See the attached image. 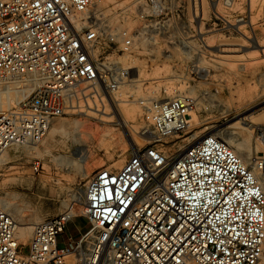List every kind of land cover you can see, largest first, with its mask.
Listing matches in <instances>:
<instances>
[{
  "label": "built area",
  "instance_id": "1",
  "mask_svg": "<svg viewBox=\"0 0 264 264\" xmlns=\"http://www.w3.org/2000/svg\"><path fill=\"white\" fill-rule=\"evenodd\" d=\"M106 1L0 0V92L18 95L0 114V159L14 146H38L55 121L76 109L83 84H98L107 95L121 87L128 72L99 53L107 40L128 53L141 30L190 28L199 34L189 45L199 48H186L172 34L167 58L214 60L201 36L204 0H188V24L177 19L185 0H168L165 18L155 24L154 14L142 10V25L133 31L125 26L128 7L113 15L96 11ZM207 1L230 24L219 10L230 12L234 0ZM141 104L151 144L136 148L120 169L101 168L90 177L83 194L87 230L66 235L79 215L72 207L35 224L23 242L19 223L0 209V264L264 263V150L244 160L206 133L168 155L156 146L193 129L196 100L179 95ZM252 128L264 147V124Z\"/></svg>",
  "mask_w": 264,
  "mask_h": 264
},
{
  "label": "rangeland",
  "instance_id": "2",
  "mask_svg": "<svg viewBox=\"0 0 264 264\" xmlns=\"http://www.w3.org/2000/svg\"><path fill=\"white\" fill-rule=\"evenodd\" d=\"M152 1L130 0L128 21L131 20L134 23L129 26L127 21L125 26L132 31L138 29L142 25L138 17L139 12L142 10L144 13L151 11L154 14L153 24L162 21L165 18L166 2L168 0H156L159 3H154V7L151 5ZM104 4L101 9L108 15H113L116 10L123 8L113 0L106 1ZM178 7L180 13L177 19L181 20L182 24L183 22L188 24L191 15L188 0L182 1ZM219 11L223 16L227 15V18L233 20V24L237 27L242 26V32L252 34L250 28L245 26V21L250 17L246 4L245 7L233 13L225 10ZM240 20L242 21L239 22ZM253 25L257 33L264 35V18H258L253 22ZM203 28L204 31L217 29V31L211 32L210 36L213 33H219L227 39L235 37L246 45L247 50L223 53L219 51L221 47L213 44L211 48L207 49L215 54L214 60H169L167 58L169 53H165L168 50L172 51L168 43L171 40L169 36L174 34L172 37L182 38L188 43L186 48L196 50L199 47H196L194 43L190 45L189 43L193 40L192 37L195 34H199V31L195 32L190 28L178 31L159 30L158 26L149 28V32L141 30L142 40L137 41L135 48L128 53L123 52L119 45L114 42L107 40L103 43L99 53L104 57L108 56L113 64L128 72L121 88L117 89L125 101L123 105L129 108L137 107L141 111L138 119L142 121V126L134 136L135 145H130L128 141H121L120 137L126 139V132H124L118 117L113 122L104 125L101 121L91 119L79 112L81 108L88 109L89 107L96 108L99 106L103 109V102L104 100L107 101V94L100 85H96L99 87V94L89 95L85 93V87L92 88L94 85L90 83L83 84L84 95H82L80 103L76 106L77 111L74 112L73 110L57 120V122L66 125L68 135L58 134L53 143L44 142L39 144V152L29 147L14 146V149H12L16 150L12 155H9L8 152L0 159V200L14 205L17 211L13 210L11 212L15 215V220L18 223L31 220L37 224L48 217L60 215L67 211L69 207H74L79 215L68 226L66 235L72 233L73 236L78 237L80 230H87L88 224L82 213L84 205L82 206L79 201L83 200L88 180L101 168L120 169L136 148L151 144L149 142L152 141V129L146 122L145 111L141 102L144 100L165 101L168 91H171L175 97L187 95L195 99L197 103L195 111L199 115V121L197 124L192 125L193 129L190 132L179 134L156 146L159 150L168 155H174L183 146L192 142L191 135L200 137L203 134L210 133L224 137L222 134L224 129H236L242 131L251 140L253 146L252 156L261 155L264 149L260 153L255 151L256 140L253 135V128L247 131L241 128V124L237 128H233L231 125L249 114H252L246 120L249 124L255 119L252 118L253 116L261 114L264 116V109L259 110L264 106V68L262 67L264 54L260 53L258 57H252L251 54L254 53V49L251 42L244 38L236 28L229 31L227 25L220 18L215 17V21L205 19L202 24ZM208 38L206 37V42H208ZM223 54L243 55L244 60L236 61V58L233 57H221L220 55ZM242 63L246 65L244 70L239 68ZM168 65L174 71L168 78L164 80L150 79L149 75L156 69H163ZM138 68L142 71L143 78L140 82H133V74H136ZM200 69L201 72H199ZM206 71H209V77L207 78L203 76ZM17 97V94L10 95L9 93L0 92V114ZM134 99L137 100L134 102ZM102 115L111 117V115L104 113ZM83 123H88L89 127L92 125V130L99 128L103 132L113 131L115 142L112 143L109 150H106L99 146L98 141H94L90 144L91 157L85 165L81 167L77 165L60 166L55 158L63 154L62 149L69 144V137L75 132L74 125ZM259 124H264V118ZM49 146H53L51 152L47 151ZM68 156L77 161L74 147L70 149ZM248 159L244 158V160ZM37 160L41 162V169L38 171L33 169V162ZM118 161H121V165H115ZM22 183L23 185H21ZM77 227L79 231L76 229ZM22 241L26 242L28 240L23 239Z\"/></svg>",
  "mask_w": 264,
  "mask_h": 264
},
{
  "label": "bare ground",
  "instance_id": "3",
  "mask_svg": "<svg viewBox=\"0 0 264 264\" xmlns=\"http://www.w3.org/2000/svg\"><path fill=\"white\" fill-rule=\"evenodd\" d=\"M129 1L130 0H126V1H122V0L121 1H114L113 0V2L118 3V6L123 7V8H127L130 6L131 2L129 3ZM245 4L248 7L250 17L247 21H245L244 19H243V21L246 22L245 26H248V28H250L252 34L242 32L241 31L242 26L237 27L236 25L233 24V20H230V24H228L227 27L229 28V31L233 30V28H236L244 38L248 39L252 44V48L254 49V53H252L251 56L252 57L253 56L258 57L260 53L264 54V35L259 34L255 31L253 22L255 20H257L258 18H264V0H234L233 6H232V9L230 12L233 13V12L239 11L242 7H245ZM103 5H105V4L104 3L99 4L96 7V11H99V9H101V7ZM215 17H214V14L211 10V7H210L208 1L204 0V20L206 19V20L215 21ZM216 18H218V17H216ZM241 21L242 20H240L239 22H241ZM128 22H129L128 23L129 26H131L134 23L131 20H129ZM202 30H203V32L201 33L202 34L201 36L205 35V39H206V37L207 38L209 37L208 42H207L208 43L207 47H209V48H211L213 46V44H216V46L221 47L219 49V51L223 52V53L242 52V51L247 50V47H245L246 45L241 40H238L235 37H232L231 39H227V38L223 37V35H220L219 33H213V35L210 36L209 34L211 32L217 31V29L204 31V28H203ZM206 35H209V36H206ZM230 35L232 36L231 33H230ZM220 56L224 57V58H229V57L232 58L233 57V58H236V61L244 60L243 55H226V54L224 55L223 54ZM245 67H246V65L244 63H242V64H240L239 68L244 70ZM262 67L264 68V64L262 65ZM199 72H201V69L199 70ZM173 73H174V71L172 70L171 66L168 65L167 67H165L163 69H156L149 76H150V79L164 80V79L168 78L169 75H171ZM203 76L206 78L209 77V71L204 72ZM142 78H143L142 71L138 68V70H136V74H133V80L132 81L133 82H140L142 80ZM90 84L94 85V87H92V88L89 86L85 87V90H86L85 93H88L89 95L94 94V93L99 94V87L96 86L97 84H95L93 82ZM119 88H121V87H119ZM174 97H175V95L171 91H168L166 93V100L174 98ZM136 100L137 99H134V102ZM107 101H108V103H107ZM107 101L105 102V100H104V102H103L104 108L103 109H101L99 106H97L96 108H92V107H89L88 109L81 108L79 110V112L85 114L86 116L90 117L91 119L101 121L104 125H107V124L113 122L114 119L116 117H118L120 124L124 128V132H126L125 133L126 139H124L123 137H120L121 141H123V142L128 141V143L130 145H135L134 136H135V134L138 133V130L142 126V121L138 119L140 114H141V111L138 110L137 107L136 108L125 107V105H123V103L125 101L122 98V94L118 91L110 92V94L107 95ZM76 111L77 110L75 109L74 112H76ZM103 113L107 114V115H111V117L103 116L102 115ZM251 115L252 114H249L248 116L242 118V120H240L238 122H235L231 126L233 128H237V127H239L238 125L241 124V128L248 131L253 127L254 124H259V122H261L264 118V116L262 114L257 115V116H253L252 118H255V119L250 122L251 124H249V123H247L246 120L248 118H250L249 116H251ZM191 116H192L191 125L197 124L199 121V115L197 114V112L193 111ZM87 124L83 123V124L74 125V131L75 132L69 137V144L66 145L62 149L63 154H61L57 158H55L56 162L60 166L63 165L65 167H68V166H76L77 165V166L81 167L82 165H85L88 162L89 157H91L90 144L94 141H98L99 146L102 148H105L106 150H109L112 147V143L115 142V134L113 133V131L107 130V131L103 132L99 128H97L96 130H92V128H91L92 125H90V127H89ZM58 134L68 135L67 128H66V125L55 121L54 124L51 126L47 136L45 137V139L40 144H43L44 142L53 143L56 140ZM222 134L224 135V137H221L218 134H212V135H216L220 139H222L224 142H226L242 158L254 157V156H252L253 155V150H252L253 146H252L251 140L248 137H246L242 133V131H237L236 129H224ZM72 147L75 148V155L77 157V161H75L74 159H72L68 156V153ZM52 148H53V146H49L47 148V151L51 152ZM31 149H33V150L35 149L36 152H39L38 146L32 147ZM263 149H264V147H263L262 143L260 142V140H256L255 141V151L256 152L258 151V153H260ZM115 165H121V161H118ZM261 181H262V183H264L263 179H261ZM3 182H5V180H3ZM21 185H23V183ZM82 199L83 200H80L79 202H80V204H82V206L84 205V208H85L86 203H85L84 198H82ZM0 209L7 211L8 213H10L15 218V215L11 212L13 210L17 211L13 204L5 203L4 201L0 200ZM68 210H71V207H69ZM84 212L85 211H83L82 213H84ZM73 213L78 214L74 211H73ZM35 224H36V222H33L31 220H27V221L19 223V231H18L19 241H22L23 239L28 240V241L30 240L31 235H32L33 226Z\"/></svg>",
  "mask_w": 264,
  "mask_h": 264
},
{
  "label": "crops",
  "instance_id": "4",
  "mask_svg": "<svg viewBox=\"0 0 264 264\" xmlns=\"http://www.w3.org/2000/svg\"><path fill=\"white\" fill-rule=\"evenodd\" d=\"M12 148H13V147H12ZM12 148H10V149L8 150V152H9V155H12V154L14 153V151L16 150V149H15V150H13L14 148H13V149H12ZM8 152H7V153H8Z\"/></svg>",
  "mask_w": 264,
  "mask_h": 264
}]
</instances>
